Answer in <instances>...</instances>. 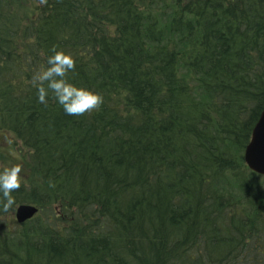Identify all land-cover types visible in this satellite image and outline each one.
<instances>
[{
    "label": "trees",
    "instance_id": "obj_1",
    "mask_svg": "<svg viewBox=\"0 0 264 264\" xmlns=\"http://www.w3.org/2000/svg\"><path fill=\"white\" fill-rule=\"evenodd\" d=\"M54 47L97 109L38 101ZM263 110L264 0H0V264H264Z\"/></svg>",
    "mask_w": 264,
    "mask_h": 264
},
{
    "label": "clouds",
    "instance_id": "obj_2",
    "mask_svg": "<svg viewBox=\"0 0 264 264\" xmlns=\"http://www.w3.org/2000/svg\"><path fill=\"white\" fill-rule=\"evenodd\" d=\"M46 65L35 72L31 79L40 103L47 104L51 94L68 115H83L103 103L104 98L100 93L78 86L67 79L69 70L76 66V59L71 53L54 47L52 54L47 57ZM23 180L21 164L0 170V204L4 210L16 203L13 192L21 187Z\"/></svg>",
    "mask_w": 264,
    "mask_h": 264
},
{
    "label": "water",
    "instance_id": "obj_3",
    "mask_svg": "<svg viewBox=\"0 0 264 264\" xmlns=\"http://www.w3.org/2000/svg\"><path fill=\"white\" fill-rule=\"evenodd\" d=\"M244 160L253 172L264 176V110L253 129ZM38 211L39 208L33 204H20L15 210L16 221L23 224L35 217Z\"/></svg>",
    "mask_w": 264,
    "mask_h": 264
},
{
    "label": "rangeland",
    "instance_id": "obj_4",
    "mask_svg": "<svg viewBox=\"0 0 264 264\" xmlns=\"http://www.w3.org/2000/svg\"><path fill=\"white\" fill-rule=\"evenodd\" d=\"M6 140H10L9 138H7ZM2 151H6V150H0V153L2 152ZM7 152V151H6ZM15 152V154H17L18 152L17 151H14ZM9 157H7V159H8ZM6 158H3L2 156H1V154H0V166H4V164H5V162H6V160H7ZM8 163H9V165H11V163L14 165V164H21L22 165V169L24 168V164L23 163H21V162H19V161H16V160H11V163L8 161ZM14 218H15V215H14ZM15 220H16V218H15Z\"/></svg>",
    "mask_w": 264,
    "mask_h": 264
}]
</instances>
